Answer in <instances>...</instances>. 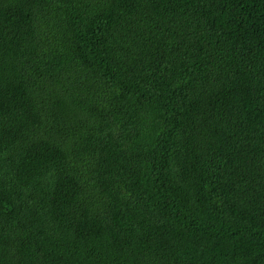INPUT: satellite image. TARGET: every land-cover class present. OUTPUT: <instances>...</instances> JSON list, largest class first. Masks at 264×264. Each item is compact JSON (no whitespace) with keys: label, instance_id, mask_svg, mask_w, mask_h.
I'll return each mask as SVG.
<instances>
[{"label":"trees","instance_id":"1","mask_svg":"<svg viewBox=\"0 0 264 264\" xmlns=\"http://www.w3.org/2000/svg\"><path fill=\"white\" fill-rule=\"evenodd\" d=\"M0 264H264V0H0Z\"/></svg>","mask_w":264,"mask_h":264}]
</instances>
